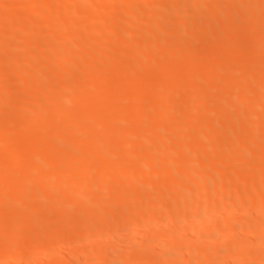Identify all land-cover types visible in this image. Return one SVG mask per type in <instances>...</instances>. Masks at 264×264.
Returning a JSON list of instances; mask_svg holds the SVG:
<instances>
[{"label":"bare ground","instance_id":"1","mask_svg":"<svg viewBox=\"0 0 264 264\" xmlns=\"http://www.w3.org/2000/svg\"><path fill=\"white\" fill-rule=\"evenodd\" d=\"M0 130V264H264V0H0Z\"/></svg>","mask_w":264,"mask_h":264},{"label":"rangeland","instance_id":"2","mask_svg":"<svg viewBox=\"0 0 264 264\" xmlns=\"http://www.w3.org/2000/svg\"><path fill=\"white\" fill-rule=\"evenodd\" d=\"M11 24H12V22H10V21L7 23V25H9V26H10ZM7 25H6V26H7ZM189 29H190V27H185V28L182 30V33L184 34L185 32L189 31ZM195 43H196L195 41H194V42H193V41H189V42H188V41H184V42H182V45H183V46H181V50L184 51L185 49H188V51H189V53H190L191 55H192V53H194V54H193L194 56H195V55H198V53L200 52V48H199V45H198L197 43H196V44H195ZM153 46H155V45H153ZM153 46H152V47H153ZM195 46L198 47V48L196 49ZM159 47H160V46H156V51H158L157 48H159ZM154 48H155V47H154ZM160 48H161V50H162V47H160ZM191 48H193V49H191ZM152 49H153V48H152ZM183 49H184V50H183ZM190 49H191V50H190ZM195 49H196V50L199 49V50L197 51L198 53H196V50H195ZM108 50H109V49H108ZM108 50H107V51H108ZM161 50L159 49V51H161ZM192 50H193V51H192ZM252 50H254V49H251V50H250L251 53L254 54L253 56H255L256 54L258 55V52H257L258 49H255L254 51H252ZM256 50H257V51H256ZM109 51H110V50H109ZM109 51H108V52H109ZM186 51H187V50H186ZM186 51H184V52H186ZM188 51H187V52H188ZM255 52H257V53H255ZM129 55H131V54H129ZM126 56H128V55H126ZM131 57H133V54H132V56H130V57L128 56L127 58L131 59ZM119 61H120V60H119ZM156 62H158L159 64L156 63ZM156 62H155V63L157 64V66L154 65L153 63L151 64L152 66L154 65V67L156 68V69L153 68L154 70H161L159 66H162L163 68H165V66L167 65V63H166L165 61H164V62H163V61H156ZM114 63H115V64H118L119 62L116 60V61H114ZM160 63H162V64H160ZM164 63H165V64H164ZM157 67H158L159 69H157ZM162 67H161V68H162ZM163 68H162V69H163ZM201 73H202V74H201ZM205 74H207V75H205ZM198 76H199V77L201 76V79L204 80L203 77L205 76V77L207 78V77H208V73L202 71V72H200V74H199ZM198 76H197V77H198ZM199 77H198V78H199ZM206 78H205V79H206ZM198 80H199V82H200V81L203 82V80H200V79H198ZM253 81H254V79H252V83H254ZM197 82H198V81H197ZM197 82H195V83H197ZM199 82H198V83H199ZM256 82H257V80H255V83H256ZM200 83H201V82H200ZM250 83H251V82H250ZM194 86H195V85H194ZM197 86H198V85H197ZM195 87H196V86H195ZM177 94L179 95V93H176V96H177ZM174 96H175V95H174ZM253 97H254V96H253ZM253 97H252V98H253ZM179 98H180V95H179ZM249 98H251V96H249ZM249 98H247V99H249ZM89 99H93V97L90 96V97L88 98V100H89ZM247 99L244 98V101L247 100ZM253 99H254V98H253ZM250 100H251V99H250ZM247 102H249V101H247ZM247 102H246V103H247ZM252 103H253V101H252V102L250 101V104H252ZM248 104H249V103H248ZM37 107H39V106H37ZM154 110L156 111L155 108H154ZM154 110H153V108L151 109V108L148 107V109L146 108V113H147V112H150V114H148L149 116H150V115H151V116H153V115L155 116L157 113L155 112L156 114H154V112H153ZM151 113H153V115H152ZM10 114L12 115V113H10ZM15 115H16V114H14V116H15ZM24 117H25V116H24ZM16 118H17V117H16ZM241 120H242V119H241ZM3 130H4V129H2V131H3ZM2 131L0 130V135H1ZM3 132H4V131H3ZM49 132L52 133L51 130H50ZM49 132H48V136H50L49 138H48L47 135H45V134H43V135H38V137H37V136H36V137L39 138L40 140H42V139L45 140V136H46L48 139H50V138H52V136H53L52 134H54V132H53L52 134L49 133ZM158 133H159V132H158ZM160 133H161V132H160ZM46 134H47V133H46ZM44 135H45V136H44ZM39 136H41V137H39ZM47 138H46V139H47ZM88 138H89V137H88ZM261 140H262V139H261ZM257 141L259 142V139H258ZM262 142H263V141H262ZM238 152H240V151H238ZM233 153H234V152H233ZM233 153H232L231 155H232V156H237L236 158H238V157L241 156V152H240V153H237V151H235V153H234V154H233ZM236 153H237V154H236ZM239 154H240V155H239ZM139 157H140V155H139ZM144 157H145V155H144ZM144 157H142V159H143ZM137 158H138V157H136L135 159H136V160H139V159L142 160L141 157L138 158V159H137ZM234 158H235V157H234ZM88 162H89V161H88ZM90 162H91V161H90ZM85 163H87V162H85ZM85 163H84V164H85ZM98 163H99V162H98ZM98 163H97V164L94 163L95 166H93L94 164L91 165V166H93L96 170H99V171H100V170L103 168V164H98ZM91 164H92V162H91ZM81 165H82V164L79 165L78 170H83V171H84V169H80V168H81V167H80ZM87 165L89 166L88 163H87ZM101 166H102V168H101ZM83 167H87V166H86V165H84V166L82 165V168H83ZM161 168H163V167H161ZM161 168L159 169V171H161V170L164 171V170H165V169H161ZM204 168H207V167H204ZM202 169H203V167H202ZM210 169H211V168H210ZM192 170H193V169H192ZM83 171H82V172H83ZM99 171H96V172H99ZM200 171H202V170L200 169ZM79 172L81 173V171H79ZM203 172H204V171H203ZM205 172H211V170H209V168H208V169H206ZM137 176H138V177H137ZM139 176H141V175H140V174L136 175V177H137L138 179H139ZM144 178H145V176L142 175V179H144ZM90 179H91V178H90ZM90 179H88L87 181H86V180H85V181L82 180L81 183H79V181H78L76 185L79 186V187H84L85 185L91 184L92 182H96V180H95V181H93V180L91 181ZM93 179H94V178H93ZM88 181H89V183H88ZM81 184H82V186H81ZM84 184H85V185H84ZM56 187H59V188H60L61 185H60V186L57 185V186H55V188H56ZM9 191H10V190H8L7 192L9 193ZM146 197L149 198L150 195H149V197L146 195ZM141 198H143V200H144L145 195L142 196ZM147 198H145V200H147ZM145 200H144V201H145ZM181 217H182V214H181V215L178 214V215H175V217H173V219H175V220H177V219L181 220V219H180ZM160 225H161V224H160ZM162 225H163V224H162ZM85 227H86V226H85ZM85 227L82 226V229L79 228V231L84 232V231H83V228H85ZM84 230H85V229H84ZM86 230H87V228H86ZM86 230H85V231H86ZM77 231H78V229H77ZM75 232H76V231H74V237H78V238H79L80 235H79V234H78V235L75 234ZM25 233H27V231H26ZM79 233H81V232H79ZM72 234H73V233H72ZM75 235H77V236H75ZM74 237H71V238H74ZM71 238H70V239H71ZM138 239H139V238H138ZM72 240H73V239H72ZM74 240H76V239L74 238ZM119 240H121V239H119ZM117 241H118V240H117ZM117 241H115L116 243H115V242H114V243H115L116 245L119 243V245H120L121 247L118 246V245H117V246L115 245L114 247H117V248H122V247L124 248V247H125V245H124L125 242H121L122 240L120 241L121 243H120V242H117ZM218 241H219V240H218ZM112 243H113V241H112ZM112 243H111V245H112ZM112 246H113V245H112ZM114 247H113V248H114ZM80 252H81V251H80ZM25 258H26V257H25ZM22 262H24V264L27 263V262L25 263V259H24V261H22ZM22 264H23V263H22Z\"/></svg>","mask_w":264,"mask_h":264}]
</instances>
